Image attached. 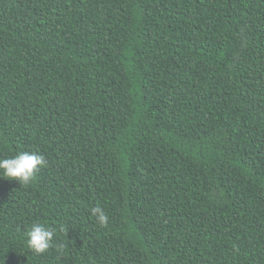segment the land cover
<instances>
[{
  "label": "trees",
  "instance_id": "1",
  "mask_svg": "<svg viewBox=\"0 0 264 264\" xmlns=\"http://www.w3.org/2000/svg\"><path fill=\"white\" fill-rule=\"evenodd\" d=\"M19 151L46 166L0 177V264H264V0H0Z\"/></svg>",
  "mask_w": 264,
  "mask_h": 264
},
{
  "label": "clouds",
  "instance_id": "2",
  "mask_svg": "<svg viewBox=\"0 0 264 264\" xmlns=\"http://www.w3.org/2000/svg\"><path fill=\"white\" fill-rule=\"evenodd\" d=\"M46 166V158L37 152L19 151L15 155L0 158V177L9 180H17L22 186H30L36 174L42 167ZM90 213L100 226H106L108 216L104 209L96 205L90 209ZM55 230L44 223L34 222L26 231V243L30 250L36 254H44L52 247ZM58 248V251H62Z\"/></svg>",
  "mask_w": 264,
  "mask_h": 264
}]
</instances>
